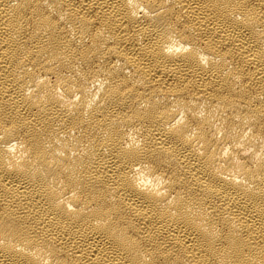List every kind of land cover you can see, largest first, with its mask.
I'll return each mask as SVG.
<instances>
[{
  "label": "bare ground",
  "instance_id": "1",
  "mask_svg": "<svg viewBox=\"0 0 264 264\" xmlns=\"http://www.w3.org/2000/svg\"><path fill=\"white\" fill-rule=\"evenodd\" d=\"M0 264H264V0H0Z\"/></svg>",
  "mask_w": 264,
  "mask_h": 264
}]
</instances>
